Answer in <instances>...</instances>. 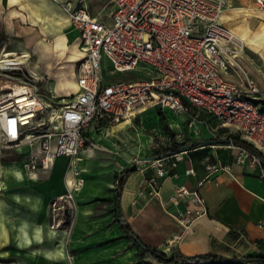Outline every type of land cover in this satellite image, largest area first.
Returning <instances> with one entry per match:
<instances>
[{
  "label": "built area",
  "instance_id": "1",
  "mask_svg": "<svg viewBox=\"0 0 264 264\" xmlns=\"http://www.w3.org/2000/svg\"><path fill=\"white\" fill-rule=\"evenodd\" d=\"M52 1L80 33L78 91L49 113L35 84L0 89V150L25 149L22 165L32 178L51 172L59 158L69 161L71 182L52 204L60 222L85 186L74 160L89 144L88 133L129 122L150 107L183 117L189 137L203 127L237 135L246 144L228 141L239 151L236 162L257 170L264 180V94L243 66L245 39L222 23L225 10L237 0H112L110 24L91 15L87 0ZM255 4L264 10V0ZM105 57L112 65L110 78L102 67ZM11 60H1L0 70ZM137 70L146 79L115 76ZM187 153L152 162L156 173L145 177L143 190L158 194L166 170L176 168ZM134 164L140 168L143 161ZM222 169L207 166V177ZM170 203L185 229L208 213L198 188L178 186Z\"/></svg>",
  "mask_w": 264,
  "mask_h": 264
},
{
  "label": "crops",
  "instance_id": "2",
  "mask_svg": "<svg viewBox=\"0 0 264 264\" xmlns=\"http://www.w3.org/2000/svg\"><path fill=\"white\" fill-rule=\"evenodd\" d=\"M87 5L92 16L112 23V0H87ZM109 5L111 11L107 12ZM242 13L247 17L238 20ZM249 17L260 23L264 10L255 0L232 1L222 23L247 39L251 33H260L246 27ZM252 41L264 50V42ZM18 50L24 53L20 57H31L34 70L57 78L58 91H65L62 70L67 63H77L83 57L79 31L52 0H0V55L7 52L4 56H12ZM247 61L246 54L243 63ZM247 70L258 85L253 71ZM73 84L70 96L77 93L76 87L78 91L77 71ZM94 132L88 133L89 142ZM186 132L191 139L187 126ZM166 148H150L140 160ZM24 150H13L17 158L13 161H4L0 150V264H137L139 248L119 223L116 203L104 201L102 190L84 186L75 193L68 215L60 222L61 215L52 204L65 194L72 179L65 174L67 160L57 159L51 172L32 178L23 169ZM238 154V149L228 143L202 144L184 154L176 168L166 170V178L160 180L159 192L154 195L149 189L143 190V182L146 176L155 175L156 169L152 162H143L125 180L120 198L122 220L143 243L168 256L173 250L186 256L213 254L225 258L259 253L264 249V180L249 165L238 164ZM209 165L223 169L207 177ZM190 169L193 172L188 174ZM182 185L198 188L207 204V215L189 229L173 214L175 207L170 203Z\"/></svg>",
  "mask_w": 264,
  "mask_h": 264
},
{
  "label": "rangeland",
  "instance_id": "3",
  "mask_svg": "<svg viewBox=\"0 0 264 264\" xmlns=\"http://www.w3.org/2000/svg\"><path fill=\"white\" fill-rule=\"evenodd\" d=\"M106 11H111L110 5ZM245 14L246 13L239 14L238 20H243L247 17ZM259 21L260 23H257L255 17H249L248 20L245 21V24L248 25L246 27L252 31L260 30V33H251L249 38L245 39L247 48L249 47L246 53L248 55V61L245 63L242 61V63L245 68L251 69L258 78V87L264 94V50L261 49V46L256 47L254 43H252L254 42L252 41L253 39L259 43L264 42V20ZM232 30L242 36L236 29L233 28ZM4 54L9 53L4 52L0 55V62L6 58ZM14 54L7 57L8 60L12 59L10 61L12 64L7 66V69L0 70V89H3L6 85L9 86L8 88L17 89L25 84H35L39 96L48 108L46 112L51 113L60 110L70 98V94L73 93L71 90V83H75L78 62L67 63L68 66L62 70V79L64 80L63 87L65 91H58L59 81L57 78L50 75H43L34 70L30 66L31 57L30 59L28 57H20L24 54L21 50L14 52ZM102 67L106 75L110 78L112 65L106 57L104 58ZM56 70L57 69H54V71ZM142 71L143 70H137L127 75L120 74L115 76L117 78L120 77L119 79H146L145 73ZM33 79H37L36 83H31ZM232 79L236 82L238 77L234 76ZM75 90V92H77V87ZM157 109H155V107H150L141 117L137 116L131 121L122 124L105 126L96 133H92L93 137L79 156L80 160L76 162L78 169L82 171L86 182L85 186H87L88 190L95 188L102 190L105 198L104 201L115 202L119 176L128 168L135 166L134 160L140 159L147 154L150 148L153 149L154 147H162L164 145L171 147L173 141L187 143L186 145L210 141V145H215L227 144L231 138L233 140L240 139L237 135H228L229 133L225 132L224 129L209 133L205 127L202 128L200 134L193 133L191 136L192 138L188 139L186 125L183 123L184 118L174 116L167 110L168 112H164V114L174 133V138H172L163 127L161 115L158 113ZM1 154L4 161L17 160L12 149H3ZM70 166L69 161L66 162L65 174H67V170ZM69 182H71V179H69Z\"/></svg>",
  "mask_w": 264,
  "mask_h": 264
},
{
  "label": "trees",
  "instance_id": "4",
  "mask_svg": "<svg viewBox=\"0 0 264 264\" xmlns=\"http://www.w3.org/2000/svg\"><path fill=\"white\" fill-rule=\"evenodd\" d=\"M157 111L161 115V123L163 127L171 135V137L174 138V133L170 129L166 117L163 114L162 110L158 109ZM233 141L238 144H246V142L241 139H236ZM186 144L187 143H179L173 141L171 147H168L160 152L155 150L154 151L155 153L153 155L162 156L170 152L176 153L179 151V149L186 146ZM190 144L194 145L195 149L201 147V142L190 143ZM135 170H137L136 166L134 168L127 169L119 176L118 191L115 197V203H116V214L119 223L121 224L123 230L127 233V235L134 241V243L139 248V254H138L139 260L137 264H154L153 262H157L160 264H264V249H262L259 253L246 255L241 258H225L213 254L186 256L178 250H173L171 256H168L158 248H153L143 243L140 240V238L133 232L129 224H127L126 221L122 220L120 216V211H121L120 198H121L123 186L126 178L129 176L130 173L134 172Z\"/></svg>",
  "mask_w": 264,
  "mask_h": 264
},
{
  "label": "water",
  "instance_id": "5",
  "mask_svg": "<svg viewBox=\"0 0 264 264\" xmlns=\"http://www.w3.org/2000/svg\"><path fill=\"white\" fill-rule=\"evenodd\" d=\"M201 143H202L203 145H210V144H211L210 141H202ZM194 149H195L194 145H186V146L182 147L181 149H179V151L176 152V153L190 152V151H192V150H194ZM173 154H175V153H171V152H170V153H167V154L162 155V156H149V157H145V158H143L142 161H143V162H154L155 160H159V159H162V158H164V157L171 156V155H173ZM65 214H66V216H67V215H68V211H66Z\"/></svg>",
  "mask_w": 264,
  "mask_h": 264
},
{
  "label": "bare ground",
  "instance_id": "6",
  "mask_svg": "<svg viewBox=\"0 0 264 264\" xmlns=\"http://www.w3.org/2000/svg\"><path fill=\"white\" fill-rule=\"evenodd\" d=\"M243 39H245L244 37H242ZM6 58L8 57L7 55H5ZM4 69H7V68H4ZM71 85H74L73 83H71ZM4 87H9L8 85L4 86ZM80 159H75L74 160V163H76L77 161H79Z\"/></svg>",
  "mask_w": 264,
  "mask_h": 264
}]
</instances>
